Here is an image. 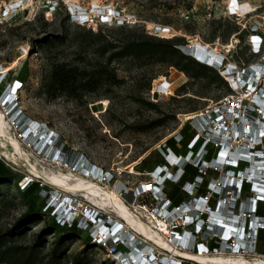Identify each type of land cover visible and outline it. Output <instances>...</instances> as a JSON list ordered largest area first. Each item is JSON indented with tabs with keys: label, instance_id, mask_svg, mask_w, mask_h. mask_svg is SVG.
Instances as JSON below:
<instances>
[{
	"label": "rangeland",
	"instance_id": "rangeland-1",
	"mask_svg": "<svg viewBox=\"0 0 264 264\" xmlns=\"http://www.w3.org/2000/svg\"><path fill=\"white\" fill-rule=\"evenodd\" d=\"M189 1L192 2V7L186 9ZM78 5L82 9H87L95 21L91 19V22L85 23L82 19L71 17L70 11L74 10L72 7L76 8ZM98 7L111 14L129 17V22H126L129 27L141 29L143 26L147 32L166 37L182 35L187 42V46L182 47L185 50L188 46L191 47L195 54L208 52V47L218 57L228 58L226 61L249 67L263 61L264 44L260 52L253 53L249 41L252 39V29H257L264 43V0H0V68L5 74L0 83V94L6 91L14 80H24L14 99L9 97L8 101L10 103V100H14V104L19 105L22 111L19 116L43 122L57 132L62 138L61 149L64 155L86 157L94 165L112 171L116 183L135 187L141 180L147 178V175L134 167L139 160L150 151L159 149L161 142L177 134L185 123L191 124L187 119L193 111L208 105L214 106L227 91L225 86L207 85L205 80H199L187 87L188 93L184 94L187 95L186 98L179 95L174 99L177 88L188 80L178 68L159 63L140 70L129 62H113V65L118 67L119 75L126 77V83L116 88L113 98L86 95L84 99H87L88 103L65 96L48 99L44 83L51 60L55 57L68 61L75 60L79 45L77 31L84 29L97 31L99 26H103L106 34L112 38L122 34L118 30L119 24H108L96 16ZM159 24L169 26V29H160ZM235 24H238L240 31L245 30L241 35L243 41L236 34L227 39L229 29ZM62 33L68 35L64 43L58 47L46 46L43 40L47 35ZM26 65L28 76L23 79L21 73ZM141 75L155 77L152 79L153 89L164 76L170 80V92L161 93L159 99L155 100L161 104L160 112L143 108L136 103L134 93L141 92L143 96L151 98L147 89L141 90L139 85H136ZM190 96L191 99L188 98ZM9 103L5 106L8 107ZM0 109L11 124L12 133L31 153L32 162L37 160L40 167L56 172L62 170L81 174L71 167L54 162L36 144L31 143L25 128L14 124L9 116L12 112L7 115L1 100ZM163 113L166 114V120L161 126L145 131L135 130L131 126ZM7 152L8 149L0 144V156L8 166L19 172L31 173L27 166L8 158ZM130 165H133L134 169L129 167ZM37 177L44 183L37 192L38 201H41L48 197L46 193L49 183ZM0 191V228L6 229L28 210L29 204L23 197L22 190L14 183L10 185L5 183ZM169 192L176 202L186 194L177 187L171 188ZM25 194L30 196L29 192ZM45 224L44 219L36 220L27 227V233L19 240L24 243L32 242L36 232ZM79 236L80 238L68 242L69 258L86 244L85 232H81ZM54 237L55 231H52L46 238L45 250L50 249ZM106 251L99 247L94 248L90 264H117Z\"/></svg>",
	"mask_w": 264,
	"mask_h": 264
},
{
	"label": "built area",
	"instance_id": "built-area-1",
	"mask_svg": "<svg viewBox=\"0 0 264 264\" xmlns=\"http://www.w3.org/2000/svg\"><path fill=\"white\" fill-rule=\"evenodd\" d=\"M72 9L71 17L91 22L92 16L87 9L79 5ZM96 13L108 24L121 25L130 20L108 13L102 7H98ZM252 30L250 48L253 53H258L264 44L263 38L257 29ZM193 54L199 61L216 65L232 90L214 106L193 111L187 119L195 130L189 149L176 154L168 147L169 151L165 152L168 163L140 170L147 178L135 187L116 183L112 171L94 165L86 157L64 155L62 138L57 132L43 122L19 116L22 111L14 100L8 102V92L15 91L16 94L23 86L20 80H14L0 94L7 115L12 112L9 115L12 121L25 128L31 143L44 150L54 162L115 188L134 213L160 233L161 240L147 236L117 210L91 199L83 189H64L46 181L49 183L46 204L51 207L52 215L61 223H76L87 230L92 241L108 250L106 252L117 264H242L203 260L193 256L197 254L264 259V251L260 252L256 247L257 232L264 229V216L254 211L257 200L264 202V55L261 64L245 67L226 61L228 58L219 57L210 62ZM3 73L0 68V83L5 77ZM169 85L170 80L164 76L156 88L152 86L151 99L158 100L161 93L170 92ZM6 103H9L7 108ZM173 136L180 141L181 130ZM168 138L161 142L159 150L164 151ZM198 140L201 143L195 149ZM210 147L214 153L208 159L205 155ZM242 162L245 164L240 167ZM188 164L198 166L199 172L182 183L187 194L174 203L164 190V183L167 178L179 181ZM211 168L217 173L211 175L206 192L200 193L197 188ZM34 174L24 172L19 180L22 187L33 179L39 180ZM244 183H249V194L243 190Z\"/></svg>",
	"mask_w": 264,
	"mask_h": 264
},
{
	"label": "trees",
	"instance_id": "trees-1",
	"mask_svg": "<svg viewBox=\"0 0 264 264\" xmlns=\"http://www.w3.org/2000/svg\"><path fill=\"white\" fill-rule=\"evenodd\" d=\"M191 7L192 2L189 1L186 9ZM127 25L128 23L119 25L118 30L122 34L117 38H112L106 34L103 26H99L97 31H92L91 29L77 31L76 37L78 39H76L79 45L75 60L68 61L56 57L51 60L50 70L44 83L46 97L48 99H57L65 96L84 103H88V100L84 99L86 95L113 98V92L116 88L126 83V77L119 75L118 67L114 66L113 62H129L140 70L143 67L158 65L159 63L178 68L187 76L188 80L177 88L176 94L173 96L174 99L179 97V95L182 98H186L187 95L184 94L188 93L186 91L187 87L199 80H205L207 85L225 86L227 92L232 90L229 81L221 75L216 65L199 61L191 52V47L188 46L187 50L183 48L187 45V42L182 35L176 34L172 37H166L147 32L143 26L139 29ZM159 26L169 28L166 25L159 24ZM185 29L188 30L187 27ZM239 31L238 24H235L229 29L227 39L231 35L236 34L243 41L241 35L245 30ZM67 38L68 35L62 33L61 35H47L43 41L48 48H51L58 47ZM197 55L200 56V52ZM26 67L27 65L21 73L23 79L28 76ZM143 75L139 77L136 85H139L138 87L141 90L143 88L147 89V93L149 94L153 86L152 79H155V77H143ZM24 82V80H21L22 85ZM133 97L141 107L157 112L161 111L159 110L161 104L158 101H154L148 96H143L141 92L134 93ZM188 98L191 99L192 96ZM165 120L166 114L163 113L156 118L137 122L131 126L135 130L145 131L161 126ZM181 128L182 138L180 141H176L174 136L169 137L166 140L167 146L163 147L164 151L159 149L150 151L135 167L141 171H145L147 168L154 167L157 164L168 163L165 158V152L169 151L168 147L176 154L188 150L195 130L191 127V124L188 125L187 123ZM200 143L201 140L195 143V149L200 146ZM213 153L214 149L210 147L205 157L209 159ZM244 164L242 162L240 167H243ZM198 172V166L188 164L179 181H173L170 178L166 179L164 190L170 196V189L177 187L187 194V191L182 188V183L186 179H193ZM216 173L217 171L213 168L209 169L204 181L198 186L197 191L205 193L211 175ZM23 174L24 172L16 171L15 168L8 166L4 159L0 157V190L5 183H9V185L14 183L22 190L23 197L27 199L29 204L28 210L23 212L13 225L6 229L0 228V264H90L93 249L99 247L104 250L102 246L92 241L87 230L78 227L76 223L65 224L56 219L50 212L51 207L48 208L46 204L47 198L38 201V188L44 185L41 183V180L33 179L31 183L21 188L22 185L19 180ZM248 187L249 183H244L243 190L246 194L250 193ZM26 192H29L30 196H27ZM170 198L174 203H178L182 199L176 202L171 196ZM211 202L214 203V198H212ZM255 205V213L264 216V202L257 200ZM38 219L46 220V224L40 231L36 232L34 240L30 243L20 241V237L27 233V227ZM52 231H55V237L51 243L52 246L49 250H45L46 238ZM83 231L86 234V244L69 258L67 252L69 240L80 238L79 235ZM257 237V250L263 252L264 229H259Z\"/></svg>",
	"mask_w": 264,
	"mask_h": 264
},
{
	"label": "bare ground",
	"instance_id": "bare-ground-1",
	"mask_svg": "<svg viewBox=\"0 0 264 264\" xmlns=\"http://www.w3.org/2000/svg\"><path fill=\"white\" fill-rule=\"evenodd\" d=\"M187 46V45H186ZM185 48V47H184ZM206 53H201L200 57L205 60H210V62H214L215 59H219L216 53L209 49ZM189 52V51H188ZM192 52V51H191ZM189 52V53H191ZM193 53V52H192ZM206 56V58L204 57ZM215 57V58H214ZM214 58V59H213ZM15 91L8 92V99L12 97L14 98ZM11 101V100H10ZM9 107V105H8ZM7 108V107H6ZM5 115L2 114L0 109V144L4 148L8 149L7 156L13 162H19L24 166H27L30 172L35 173L37 176H40L44 180L48 182H52L57 186H60L64 189L70 190H84L86 195L92 197L95 201L101 202L104 205H108L112 210H117L120 214H122L131 224L133 223L140 231L144 232L147 236L149 235L152 238L157 240H161L160 233L155 231L151 225H146L143 220H140L139 217L134 213L133 209H131L125 200L121 197L120 194L114 189H111L108 186L102 185L98 182H95L92 179H89L85 176L78 175L76 172L68 171L63 172L60 170L59 172L53 171L52 169H47L46 167H40L36 161H31V153L25 149L22 144L16 138L11 131V124L8 123ZM44 151V150H43ZM142 158V157H141ZM140 158V159H141ZM41 163V162H40ZM20 167V166H19ZM129 167L133 168V165ZM26 169V168H25ZM80 174V173H79ZM39 177V178H40ZM199 257L203 260H211V261H219L222 263H242V264H264V259H248V257H238L234 255L225 256V255H205V254H197L193 255Z\"/></svg>",
	"mask_w": 264,
	"mask_h": 264
}]
</instances>
